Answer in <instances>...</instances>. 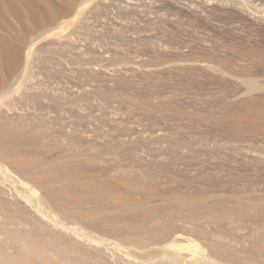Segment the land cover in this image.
<instances>
[{
  "label": "rangeland",
  "instance_id": "374dc122",
  "mask_svg": "<svg viewBox=\"0 0 264 264\" xmlns=\"http://www.w3.org/2000/svg\"><path fill=\"white\" fill-rule=\"evenodd\" d=\"M49 39L41 40L40 37L37 45L43 40L45 43L40 44L41 49L39 46L33 49L34 55H31L34 59L31 58L29 69L34 65L27 73L31 75H24L26 85L22 78L19 81L25 85L23 90L19 88L20 95L13 94L15 88L10 90L14 99L10 98V93L7 99L15 100V103L7 99L0 103L3 106L0 107V123L11 125L13 130L17 125L21 127L16 128L18 133L21 135V131L23 137L24 131L25 140L32 141L22 152L39 154L41 162L48 160L49 167L41 165L42 168H38L40 172L48 173L46 169L57 166L60 172H53V175L45 173L44 176L47 181L59 179L60 183L49 181L48 184L65 182L74 191L73 197L64 195L66 202L70 196L80 201L69 200L65 203L69 205L71 201L69 209L64 205L67 210H57L55 206L54 209L49 206L47 210L40 202V194L32 192L23 183L20 185L17 176L10 174L11 171L5 172L4 168L0 169V180L4 187L8 186L4 189L10 193L5 195L9 204L12 203L7 206L9 212L22 211L23 206L19 203L22 201L31 213L28 216L33 215L30 219L38 216L43 226L58 230L60 235H74L73 230L84 232L80 230L79 214L89 209L92 212L98 210L97 206L92 208L93 204L85 206L92 200L87 191L91 182L99 187H110L115 179L121 184L134 183L137 185L132 189L133 193L140 186H162L167 191L170 180L168 192L171 189L177 196L173 198L170 191V201L174 200L177 205L172 203L174 208L180 207L177 199L180 195L187 196L193 203L185 206L187 211L198 208L197 212L200 207V211L209 212L212 210L209 208L216 207L218 216L225 215L229 219L228 232L233 228L231 235L244 236L238 229L241 227L239 221L232 222L226 215L230 204H225L240 197L251 204L259 198L264 201V133L255 132L263 128L260 127L264 118V0L93 2L87 5L83 21L72 26L63 38L61 35V38ZM35 54H38L37 58ZM0 81L3 87L4 82ZM3 88L0 90L2 93L10 89L8 87L4 91ZM14 92L17 94L16 90ZM1 117L5 123L1 122ZM17 118L23 119H18L23 127ZM9 120L17 123L12 125ZM258 122L262 123L259 124L261 126ZM254 128L255 131L252 130ZM1 129L0 135L8 134L4 129L1 134ZM33 156L31 158L39 162V158ZM77 183L78 187L81 184L82 188L86 186L75 188ZM136 191V197L141 200L143 194ZM62 196L59 197L64 203ZM157 199H145L144 203L142 199L143 205L137 200L138 209L132 206V210L130 207L124 208L126 210L118 208L114 202H107V205L104 202L107 208L103 210L111 213L118 208L119 212L126 213L124 217L131 216L127 210L138 213L141 210V214L133 213L132 216L139 217V221L142 217L141 221L146 222L149 219L146 216L153 214L151 209L172 207L169 199V203L160 199L163 204ZM81 203L84 207L81 205L80 208ZM145 203L149 204L146 205L149 210H142ZM215 203L218 207L214 206ZM101 211L95 213L101 215ZM250 211L256 216L255 220L259 219L258 224L264 227V210ZM107 212L102 216L109 217L111 214ZM66 214L72 218L78 214L79 224ZM19 215L23 216L22 213ZM252 235L247 241L250 244L241 240L243 242L239 243L237 250L250 249V245L252 249L254 244L259 248L264 244L259 234ZM257 237L262 242L259 247ZM201 246L205 250V246ZM254 250L251 251L264 263V255H259V249ZM201 251L197 250L196 255H199L196 257L191 251H183L175 253V256L166 253L163 258L179 260L180 264L209 261L207 252L202 251L201 255Z\"/></svg>",
  "mask_w": 264,
  "mask_h": 264
},
{
  "label": "bare ground",
  "instance_id": "6f19581e",
  "mask_svg": "<svg viewBox=\"0 0 264 264\" xmlns=\"http://www.w3.org/2000/svg\"><path fill=\"white\" fill-rule=\"evenodd\" d=\"M103 1L105 0H0V80H2V83L4 82L3 87H6V88H3L1 86L2 84L0 86L4 89V91L8 90L7 89L8 87L10 88L7 92L6 91L3 93L0 92V103H2L4 99L8 98L7 96L9 93H10V96L13 94L18 95L20 93L19 88L21 87L22 89V87H25L26 78L23 79L24 75H31L30 73L29 74L27 73L30 71V69L32 70L31 67H33L34 65L33 64L29 69V65H31V58L33 57L32 55H34L33 49L37 48L38 46H39L38 47L39 49L40 46L42 47L43 45L42 43H45L43 42L44 41L43 40L42 43H40L42 45L40 44L37 45L40 37H41V40L42 39L46 40V38L47 39L53 38L52 40H54V37H56L57 39L58 36H60L61 38V35H62V38H63V34L67 33L68 30H70L72 26H75L77 25V23H80L83 21V18L86 16V13H87V5H90V3H93V2H97V4H99ZM36 51L38 52V50ZM21 78L23 79V81H25L24 86H22L21 84V83L24 84L23 81L20 82L19 84V81ZM253 86H251V88ZM2 88H0V90ZM12 88H15V90L17 91V94H15L14 92L15 90H13V94L12 92H10ZM263 97L264 95L262 96V98ZM10 98L14 99L12 96ZM257 98H261V97H257ZM7 101L12 103L13 100L11 101V99H7ZM245 101L246 100H242L243 103H245ZM249 102L250 101H248V103ZM3 104L4 106L6 105L5 103ZM11 108H14V107H11ZM246 115H247V112H246ZM244 116H241V117H244ZM3 118L5 117L3 116ZM5 119H3V121L1 122L5 123ZM13 119L15 120V117H13ZM18 119L19 118H17L18 123L20 122L19 120L21 121L23 120V119H19V120ZM263 120L261 119V122L263 124L258 122V125L262 124V126L259 125L261 126L260 128L263 127L261 130L258 129V131H255L256 128L252 130L258 133H264ZM9 121L12 122L13 120L12 121L9 120ZM17 121L12 122L13 123L12 125L17 123ZM251 121L252 120H250L249 122L251 123ZM254 122H252V124ZM1 124L2 123H0V125ZM255 124L257 125V123ZM255 124H254V127H256ZM2 125H3V128H2ZM2 125L0 129L1 128L4 129L3 131L8 133L7 135H12V136L9 137L6 134L5 135L7 137L5 135L2 136L3 134H2V129H1V134H2L0 135V167H1L0 169L1 170L6 168L4 169L5 172L8 170L10 173L11 171L10 174L13 173L15 174L14 176H17V182L20 183V185L23 183L22 185H26L32 192L40 194L41 196L40 202L46 209L49 206H51L50 208L52 209L57 207V210L58 208H60L61 210L62 208L64 210H67L69 209V205L71 206V201H74L73 199L79 200L77 198H71L74 191L72 190L71 187H68L67 185H65L66 184L65 182H64L65 184L64 183L54 184V185L48 184L51 181L52 183L53 181H55V183H57L56 181L60 183L59 179L58 180L51 179L49 180L50 181L49 182L44 176L45 173L47 175L49 173L53 175V172H57V171L60 172L57 166H55L56 168H54L53 166V168L51 167L49 169H46L47 167H49V164L47 162L48 160L46 162H41L39 161L41 159L39 158L40 156L38 157L39 154L34 155V154H26L27 152L24 153V151L22 152V150L25 147L28 148V146H30L29 144H31L32 141L29 143L28 141L29 139L25 140L24 131H23V137L21 136L22 135L21 131H19L21 135L18 133V130L16 128L21 129V127L17 125V127L14 128L15 130H17L16 131L17 133H15V130L11 128V125H8L7 123L6 125L5 124H2ZM20 125H22L21 122H20ZM259 126L257 128H259ZM24 128H25V125H24ZM26 136H27V132H26ZM40 138L41 137H39V139ZM30 140H32V138H30ZM38 141L40 142V140ZM33 155L39 158L38 159L39 162L31 158ZM41 165L42 166L47 165L45 169L48 171V173L45 171L44 173L42 171L41 172L38 171L39 170L38 168ZM59 168L61 169L60 166ZM61 170L63 171V168ZM62 171L61 173L65 174L66 171L65 172H62ZM67 174L70 175L71 173L67 172ZM44 178L46 179V181L44 180ZM59 178L62 179L61 177ZM78 178L79 177L77 176L76 180H78ZM169 181L167 183L168 185L169 183H171ZM112 182L114 183L113 185L111 184L110 187L108 186L99 187L100 185L97 186V184H94L91 182L92 184L91 183L89 184L91 185V188L90 190L87 189V191L89 194H91L92 200H89L91 204L88 200H86L88 202L87 204L85 202L86 204L85 206L87 207L88 203L89 205L95 204L94 207L92 205V208H95V206H97L96 208L99 211H101V209L103 210L107 208L104 202L106 203V205H107V202H114L118 208L122 207L124 209V208L130 207V209L132 210V208L136 206L138 202H141L142 199L144 200L143 203L145 202V199L146 200L149 199L148 201H151L150 199L151 198L154 199V197L155 199L159 198V200L161 199L163 200V202H167L168 199L171 197L170 195L171 189H169L170 191L168 192V185L166 188L167 191H165L164 187L162 186L160 187L157 186L155 188H152L150 186L149 187L148 186H140V187L136 186L138 187L137 189L140 190L141 193L143 194L141 196L142 197L141 200L140 199L138 200V198L136 197L137 194L134 193V191H136L137 189L133 190L134 194L132 193V189H134L135 185L137 184L135 185L134 183L121 184L119 183L120 181L116 182V179L115 181H112ZM78 183L77 185H75V188L81 189L82 184L80 185V187H78ZM6 186L4 187V182L1 179L0 180V264H137L135 261H130L127 258H133L135 260L143 261V263H146V264H180L179 260H174V259L165 260L163 257L165 256L166 253L171 256H175L174 255L175 253L179 254L183 251H187V252L191 251L193 253L192 256L196 257L197 255H199V254L196 255V252L198 249H201L202 251L207 252V256L209 260V261L205 260L204 262L199 263V264H264L262 261L258 260L256 254H254V252L251 251L252 249L253 250L259 249L260 254L259 252H257V255L258 254L264 255V250L260 249L264 247V244L260 240L262 239V241H264V227L258 224L259 219L255 220L256 216L250 211L252 209L255 210V212L256 210H260V212L264 210V201H262V199L260 198L257 199L256 202H255L256 197L254 198L255 200L252 198L255 204H251L250 201H248L249 203L246 202L247 199L246 198L242 199V197L236 200H232L230 202H228L229 201L228 200L227 201L228 203H226L225 201L226 203L225 206L227 204L233 205V206L227 205L229 210L226 213V215L231 219L230 221L233 220L234 222H237V221L241 222V223L238 222V225L241 224L240 225L241 227L238 229L239 231H242V233L244 234V236L242 237L236 236L237 234L231 235V233L233 232V228H231L230 229L231 231L229 230L230 232H228L227 229L229 227H226V226L228 225L227 221L229 219L227 220L226 219L227 217H225V215L218 216V210L215 209L216 207L209 208V209H212L209 212L208 210L204 208L203 209L206 210V212L202 210L200 211V207H199V211L196 212L195 210H197L198 208L197 209L195 208V210H190V211H195V213L193 212L191 213L190 211H187L188 209L185 207V206L193 204V203L191 204V201H190L191 199H189L187 196L181 197L180 195V197L177 198L179 200V202L177 201L179 204L178 203L177 204L180 207L174 208L173 204H175L176 202L173 200V198H176L177 196L176 197L174 196L175 194L173 193V191H171V193H173V196H174V197L172 196L173 197L172 200L175 203H173V201L172 202L170 201L171 198L169 199L172 207L169 206V208H162L163 210L162 209L160 210L151 209L153 211V214L151 212L150 213L151 215L149 216L145 215L146 217L149 218L147 219L148 221H146L147 223L144 220L146 224H143L144 223L143 220L141 221L142 217H140V221H141V224H140V221L138 220L139 217H137L138 219H136V216L135 218L134 216H132L133 213H138L134 210L133 212L131 210L129 211L127 210L128 216L129 214H131L132 217L131 216L124 217L126 213L123 214V212L122 213L119 212L118 208L116 211L111 210V213L108 210L111 215L109 217L108 216L106 217V215L105 216H102V215L104 213L106 214L107 210L106 212L104 210H103L104 212L101 211L102 213L100 215L99 212H97L99 214L95 213L98 210L93 209L94 211L95 210L96 211L92 212V210L89 209V211H85L82 214L78 213L80 216L77 214V216H79L78 221L80 225L82 226L81 227L79 225L81 227L80 230L84 231L83 233L73 230L74 231L73 233H75L74 235L71 233L70 234L65 233L66 235H60L61 232H59L58 230L50 229V228L43 226L42 222L40 223V217L37 216L35 218L33 217L34 219H30L33 215L31 217L28 216L31 213H29L28 210H26V205H25L26 203L24 204L22 203V201L19 202L20 206L21 207L23 206L22 211L19 212V209H18V213H12L13 210H10L12 212H9L7 206L11 205L12 203L9 204L10 201L6 199L5 195L10 194L8 193L7 190L4 189L6 188ZM85 186L83 188H85ZM121 187H123L125 190ZM169 187L174 189L173 186H169ZM75 188L74 190H77ZM178 188L180 191V186H178ZM70 190H72L73 192ZM138 190L136 191L137 193H138ZM6 191H7V194H6ZM13 193L14 191L12 192V194ZM175 193H176V190H175ZM70 194L71 196L67 198L69 200L71 199L72 200L70 201L69 205L66 204L68 205V208L65 209L64 205L69 200L67 199L68 201L66 202V197H64V195L69 196ZM195 194L197 193L195 192ZM211 194H213L212 191H211ZM76 195L78 194L75 191V197H77ZM10 196L12 197V195ZM13 196L15 198H18L16 197L15 194ZM59 196L60 197L62 196L63 199H65L64 203L62 202L64 200H62V198L60 199ZM134 196L136 198H134ZM213 196L216 197L215 194ZM210 197L212 196L210 195ZM16 200L18 201V199ZM137 200L138 202H136ZM161 200L160 202L163 204ZM212 200L215 201L214 199ZM169 201L167 203H169ZM216 201H218V199ZM74 202L76 203L77 201H74ZM74 202L72 203L73 207L75 206ZM101 202L103 203L101 204ZM155 202H158V199ZM167 203H165L164 205H166ZM110 204L108 203V205ZM162 204H161V207H162ZM81 205H83L84 207V203L79 204V207ZM139 205L141 206V204ZM146 205H149V204L145 203L143 206V209H142V206L141 208L140 207L139 208L142 210H144V208L148 209V206ZM215 205L218 207L217 203H215L214 206ZM32 206L36 207L34 204H32ZM21 207H20V210H21ZM6 208L8 211L6 210ZM70 209L72 208L70 207ZM23 212L26 213L25 216ZM20 213H22L23 216H20L19 215ZM49 213L50 215L52 214L51 212ZM109 213L107 212V214ZM146 213L148 212L146 211ZM257 213L259 214V212ZM74 214L76 215V213ZM144 214H142L141 216H143ZM59 215H60V212H59ZM68 216L71 217L70 220L72 219L74 220V222L77 221V216H75L76 218L75 217L72 218L73 216L71 215H67V217ZM258 218H261V217H258ZM65 221L68 222L67 220ZM78 221L76 223H78ZM218 228H220V230ZM224 230L225 231L227 230L226 231L227 233ZM57 231L60 234L57 233ZM253 233L259 234L260 239L257 237L260 241L259 242L257 240L258 247L260 243H262L263 245L261 244L259 248H256L254 246L255 244L253 243L254 240L252 239L251 242L253 241L252 244H254L252 247L254 248L251 249V245H250L251 250L249 248H245L243 251H242L243 248L242 249L240 248L241 250H237V247L240 246L239 244L240 242L242 243L244 241L246 242V244L247 243L250 244L247 241L250 240L251 238L250 236ZM252 237L254 239L256 238L254 237V235H252ZM202 244L203 246H205V250L204 248H202L201 246ZM202 251L199 252L201 255H203ZM119 252L123 253L127 257L121 256Z\"/></svg>",
  "mask_w": 264,
  "mask_h": 264
}]
</instances>
